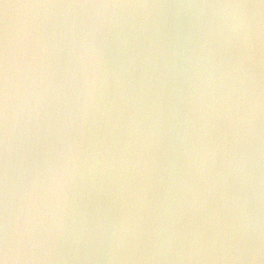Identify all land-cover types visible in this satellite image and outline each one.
Segmentation results:
<instances>
[{"label":"clouds","instance_id":"1","mask_svg":"<svg viewBox=\"0 0 264 264\" xmlns=\"http://www.w3.org/2000/svg\"><path fill=\"white\" fill-rule=\"evenodd\" d=\"M0 264H264V0H0Z\"/></svg>","mask_w":264,"mask_h":264}]
</instances>
